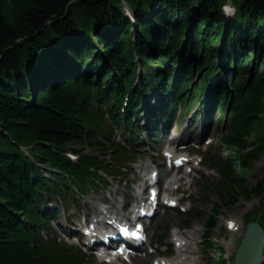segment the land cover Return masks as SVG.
Wrapping results in <instances>:
<instances>
[{"label":"trees","instance_id":"trees-1","mask_svg":"<svg viewBox=\"0 0 264 264\" xmlns=\"http://www.w3.org/2000/svg\"><path fill=\"white\" fill-rule=\"evenodd\" d=\"M125 2L14 0L9 20L0 0V264L82 261L41 238L42 197L70 188L67 181L83 190L117 160L122 148L102 140L105 110L119 120L122 109L129 121L152 89L168 111L180 86L190 106L202 95L222 110L231 101L221 133L230 192L219 199L229 207L264 192V178L249 188L245 177L264 151V0ZM219 207L208 219L209 247Z\"/></svg>","mask_w":264,"mask_h":264},{"label":"rangeland","instance_id":"rangeland-1","mask_svg":"<svg viewBox=\"0 0 264 264\" xmlns=\"http://www.w3.org/2000/svg\"><path fill=\"white\" fill-rule=\"evenodd\" d=\"M13 1L14 0H4V1L1 0V4H2L1 6L3 8L4 13H6L7 17L9 18V20H11V18H10V13L8 10L9 8L13 6ZM196 83L197 82H195V84ZM209 86L210 84H208L207 87ZM141 114H143V112H141ZM192 114L193 112L190 114V116H192ZM143 116L144 114L142 115V119H143ZM190 116L185 117L181 121L178 120V129L177 130L172 129L170 133L168 134V136H166L165 138L168 139L172 137L173 135H175V140H176L177 137H179V133L181 131L180 129L188 121L189 126L185 128V132H190L192 139L195 141L194 146L198 147L200 151L204 150L205 147L218 146L219 141L217 140V137L215 136L216 134L210 136V140H213V142L210 143V145H202L203 142L201 140L200 132L204 130L203 123L201 124V123L196 122ZM147 120H148L147 118H146V121L141 120V124L144 126L148 125L150 122H147ZM215 122H216L215 118L214 120L211 119L210 125L212 128L215 125ZM261 126H264V119H263ZM143 135L141 136V138L137 140L136 143H134V148L145 150V157L142 160H138L137 162L132 164V169H131L132 172L129 176L130 177L129 179H133L135 177L137 178V176L144 175V171H143L144 169H142L141 165H144L145 163H147V161L149 162L154 161L157 168H161L160 166L162 165V157H161V153L159 152V148L161 146H164V142L161 141V138L163 137L160 136V141L158 143H153V146H150L149 143H142L144 142ZM118 138L122 139V136L118 135ZM146 141L149 142L150 139H146ZM142 144H145V145L143 146ZM86 151L87 150H85L84 152ZM221 154L223 155V157H225L224 149H221ZM197 159L200 160L199 157H197ZM202 161L203 162L201 164H197V162L191 163L192 166L195 165L196 167H199L197 168L198 171L195 170L196 172L190 173L189 176H187L184 179L183 183L181 184V186L185 188L188 185L185 183H188V180L189 181L192 180V184L190 185V188H189L190 191L189 192L185 191L184 193L186 195L190 193V197H189L191 198L190 201L189 202L184 201L182 202V205H178L179 207H175L172 209L164 208L158 215L154 217L148 229L149 234H150L149 235L150 243H151L150 245L152 247H148V245H146L143 253L142 254L140 253L141 254L140 258L133 260V263H129V264H149L153 260L154 256H156V251L153 255L151 254L145 257L146 253L152 250L154 251L155 246L158 252L166 249V246H163V245L160 246V244L158 243V240L160 239L162 235H164V232L166 231L167 228L168 230L165 233L166 236L164 235L165 236L164 241L166 243L169 241V239L170 241L172 239V233H171L172 228L178 227L180 231H184L185 233H187L188 228L184 227L186 216L178 212V210H180V206L185 208V211L180 210L181 212H185V214L191 215L193 217V219L191 220L192 223L190 225V228L192 229V227H196L199 229L198 234L196 238L194 239L196 242L195 244H196L197 253H195V255L192 256V258H196L197 264H219L218 259H219V254L221 250L219 249L218 246H221L223 248L222 252L224 251V254L227 256L228 259L231 255H233L239 243V240L241 237V231L243 230L247 222L246 221L247 213L250 214L251 212L255 211L259 219L260 218L264 219V212L261 209L262 196L252 195L247 200L240 198L239 200H237V202L230 205L229 207L224 206L227 204H222L221 201L219 200V196H220L221 191L223 192V194H227L228 189L224 188L226 185L222 183L220 174L215 169L214 170L209 169L211 164L205 158H203ZM46 169H48V167H45V168L42 167V173L46 176H51L48 172H46ZM245 173H246L247 185L250 188L255 187V186L257 187L259 182L264 176V152L259 156V158L253 160L250 163V167ZM208 184L210 188H207L206 185ZM263 188H264V185H263ZM112 189H116L117 193L111 194L110 192ZM121 193H126L128 195L130 194L127 188V183L122 182L121 184H119L113 181L106 189L102 190V193L99 196H95L94 194H90V195L87 194V197L84 198L83 205H82V201L76 202V205L80 206L79 209L75 208L73 205V200L71 198H68L69 211L63 214L60 217L59 222L54 223V226L57 229H59L63 226L65 227V222L67 220L78 219L82 221L83 213L86 210L85 205H87L88 209L94 210L96 209L94 205L97 203L98 199L104 196L108 197L109 202L114 201L116 207L121 211V204H122V200L120 197ZM205 195H207L206 198H205ZM47 196H48V200H47L48 204H50L51 207L60 206V202L56 200L57 197L53 196L52 194H48ZM85 202H87V204H85ZM214 205H217V207L218 205H221V207H219V215L216 221L217 224L216 226H214V228L211 231L210 241H211L212 247L208 249H204L203 244L198 242V240L206 232L204 222H206V218L212 214ZM228 219H238L240 221L239 227L236 230H234L233 233L226 228V222ZM57 233L59 234V231H57ZM231 235L233 238L232 246L228 248L226 245V240H228ZM60 237H62V235H60ZM75 248H77V246H75ZM174 250H175L174 244H172L170 253H173ZM208 256H210L211 259L208 260ZM228 261L230 263V259ZM179 264H187V261H182ZM261 264H264V260Z\"/></svg>","mask_w":264,"mask_h":264},{"label":"water","instance_id":"water-1","mask_svg":"<svg viewBox=\"0 0 264 264\" xmlns=\"http://www.w3.org/2000/svg\"><path fill=\"white\" fill-rule=\"evenodd\" d=\"M264 205V194H263ZM264 246V230L257 220L247 223L234 254L235 264H260Z\"/></svg>","mask_w":264,"mask_h":264},{"label":"bare ground","instance_id":"bare-ground-1","mask_svg":"<svg viewBox=\"0 0 264 264\" xmlns=\"http://www.w3.org/2000/svg\"><path fill=\"white\" fill-rule=\"evenodd\" d=\"M182 62V61H181ZM180 140H184V141H188L190 138L187 135H181ZM22 153H24L26 156H31V151L29 150H25L24 148L21 147L22 144H18ZM172 150V149H169ZM196 161L197 159L193 158L192 161ZM40 165V167L42 166L41 163H38ZM152 170H156L155 167H151L149 172H151ZM184 176L180 175L179 177H175L173 180H175V182H177V180L182 179ZM177 179V180H176ZM102 209H105V207H103ZM103 211V210H102ZM240 221L238 219H230L229 222H227V227L229 228V230L233 233V231L239 226ZM198 228L193 227L188 234H184L182 232L179 231H174L173 235H179V238H175L174 241H176L177 239L179 240H184V242L179 246L175 248V251L172 255L171 258L165 260V262H167L168 264H176L177 262H179L180 260H184L185 258L188 257V255H192L194 253H196V247H195V243H193L194 236H196V234L198 233ZM181 235V236H180ZM232 235L230 236V238L228 240H226V245L228 248H230L232 246ZM162 261V260H161ZM190 264V262H189ZM193 264V263H192Z\"/></svg>","mask_w":264,"mask_h":264},{"label":"snow or ice","instance_id":"snow-or-ice-1","mask_svg":"<svg viewBox=\"0 0 264 264\" xmlns=\"http://www.w3.org/2000/svg\"><path fill=\"white\" fill-rule=\"evenodd\" d=\"M178 163H179V161H178Z\"/></svg>","mask_w":264,"mask_h":264}]
</instances>
